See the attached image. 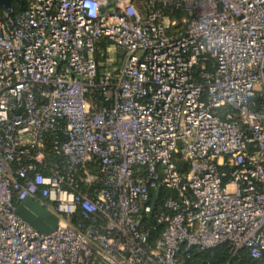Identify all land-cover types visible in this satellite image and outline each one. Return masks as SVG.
I'll use <instances>...</instances> for the list:
<instances>
[{
    "label": "built area",
    "instance_id": "obj_1",
    "mask_svg": "<svg viewBox=\"0 0 264 264\" xmlns=\"http://www.w3.org/2000/svg\"><path fill=\"white\" fill-rule=\"evenodd\" d=\"M28 198L53 233L18 215ZM222 245L264 264V0L5 10L0 264H190Z\"/></svg>",
    "mask_w": 264,
    "mask_h": 264
},
{
    "label": "water",
    "instance_id": "obj_2",
    "mask_svg": "<svg viewBox=\"0 0 264 264\" xmlns=\"http://www.w3.org/2000/svg\"><path fill=\"white\" fill-rule=\"evenodd\" d=\"M0 7L10 10L11 0H0ZM17 213L44 235L53 233L58 226L59 218L33 198L24 201L18 207Z\"/></svg>",
    "mask_w": 264,
    "mask_h": 264
},
{
    "label": "trees",
    "instance_id": "obj_3",
    "mask_svg": "<svg viewBox=\"0 0 264 264\" xmlns=\"http://www.w3.org/2000/svg\"><path fill=\"white\" fill-rule=\"evenodd\" d=\"M28 6V0H11V11L13 15H19L23 13ZM5 14V9L0 7V18H2ZM183 169L181 170L183 173H187L188 166L187 164H182ZM158 195H162V190ZM78 218H80L78 216ZM228 247L227 245L219 246L213 250L207 251H191V262L190 264H226L228 260Z\"/></svg>",
    "mask_w": 264,
    "mask_h": 264
}]
</instances>
